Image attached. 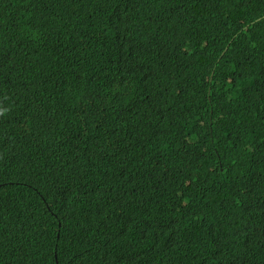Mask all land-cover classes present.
Listing matches in <instances>:
<instances>
[{
  "label": "trees",
  "instance_id": "trees-1",
  "mask_svg": "<svg viewBox=\"0 0 264 264\" xmlns=\"http://www.w3.org/2000/svg\"><path fill=\"white\" fill-rule=\"evenodd\" d=\"M0 264H264V0H0Z\"/></svg>",
  "mask_w": 264,
  "mask_h": 264
}]
</instances>
